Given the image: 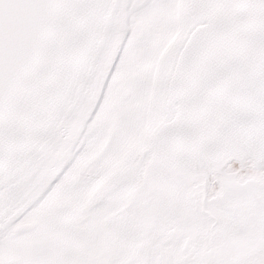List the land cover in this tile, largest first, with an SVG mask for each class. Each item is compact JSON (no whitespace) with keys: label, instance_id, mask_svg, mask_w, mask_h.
<instances>
[{"label":"snow or ice","instance_id":"6c2138e0","mask_svg":"<svg viewBox=\"0 0 264 264\" xmlns=\"http://www.w3.org/2000/svg\"><path fill=\"white\" fill-rule=\"evenodd\" d=\"M0 264H264V0H0Z\"/></svg>","mask_w":264,"mask_h":264},{"label":"rangeland","instance_id":"374dc122","mask_svg":"<svg viewBox=\"0 0 264 264\" xmlns=\"http://www.w3.org/2000/svg\"><path fill=\"white\" fill-rule=\"evenodd\" d=\"M214 224H215V221L210 222L209 227L213 226ZM31 228H32V225L30 223H25V224L18 225L16 228L12 230V232L14 234L18 230H29Z\"/></svg>","mask_w":264,"mask_h":264}]
</instances>
